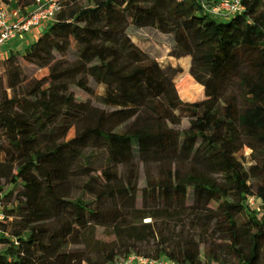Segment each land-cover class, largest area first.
I'll return each mask as SVG.
<instances>
[{
  "label": "trees",
  "instance_id": "trees-1",
  "mask_svg": "<svg viewBox=\"0 0 264 264\" xmlns=\"http://www.w3.org/2000/svg\"><path fill=\"white\" fill-rule=\"evenodd\" d=\"M11 1L21 9L35 3L0 4ZM216 1L57 0L54 20L23 55H11L48 73L20 88L8 84L9 94L0 79V192L13 218L0 226V264H83L87 254L86 264L119 263L131 244L155 238L158 219L181 216L194 229L212 226L234 264L264 263V0H243L230 19L205 10ZM129 27L170 35L176 65L141 50ZM181 63L203 100L179 99ZM74 147L91 153L71 167ZM245 149L260 165L240 168ZM233 186L245 187L243 195ZM246 196L262 200L259 218L245 211ZM136 213L138 227L129 222ZM146 217L154 222L142 224ZM97 227L113 237L110 251L91 249ZM134 254L204 264L190 242Z\"/></svg>",
  "mask_w": 264,
  "mask_h": 264
},
{
  "label": "rangeland",
  "instance_id": "rangeland-1",
  "mask_svg": "<svg viewBox=\"0 0 264 264\" xmlns=\"http://www.w3.org/2000/svg\"><path fill=\"white\" fill-rule=\"evenodd\" d=\"M42 1H48V0H42ZM92 18H95L94 15H91ZM219 19V17H215ZM97 20V19H96ZM128 33L131 36L132 41L134 44H136L141 50L149 54L151 57L155 58L158 63H167L170 65H176V60L169 57V53L173 48V40L170 35H164L158 32L155 29L146 28V29H135L132 27H129ZM32 39L30 38H24L23 40H16L12 42V44H8L6 46L4 52L0 54V79L2 81V91L7 92V94L10 93V91L7 89V85L11 84L15 88H20L21 86H25L26 81L37 79L42 80L48 73L47 69H36L34 67H31L29 65H26L22 61H17L12 59V54H19L23 55L24 50L26 49L29 44H31ZM11 47V49H10ZM3 50V49H2ZM1 50V51H2ZM172 65V66H173ZM183 67V71L178 74L176 80H175V88L177 91V95L179 99L183 102H196L201 101L204 99V93L203 88L197 84L189 74L186 73V64L181 63ZM179 67V66H177ZM111 76L109 75L107 78L106 83L109 82ZM105 85H99L94 86V94L102 95L104 91ZM187 88V91L185 89ZM82 98H87L86 95L80 94ZM208 106V105H207ZM206 106V107H207ZM187 121L183 120L182 126H186ZM76 135V129L73 127L70 129L66 136V141L71 140ZM91 151L84 150L79 147L73 148V155L70 159V166L72 167L76 160L79 158V156L88 155ZM250 151L248 149H245L242 154L239 155L242 161V165L240 168L246 169L251 164L260 165V162L258 160L251 161L249 157ZM100 157H102V154L99 153L97 155V158L99 161ZM149 173L154 175L156 173L155 168L151 167L149 168ZM97 175V172L94 171L93 173L90 172H82L79 173L76 179V183L78 182H86L89 180H93V178ZM138 188L144 187V173L142 169L138 172ZM247 183H249V179L247 178ZM230 190L234 193H241L243 195V191L245 190V187L242 186H233L230 188ZM82 191L78 192L76 196L82 195ZM146 194L147 191H144V198L141 205V208L143 210H147L148 202L146 200ZM262 200L256 196H246L245 200V211L247 213H256L257 218L261 216V208H262ZM138 208H140V202L137 204ZM150 211H145V213L148 214ZM140 213H136L133 216H129V222L134 223L138 226H140V220L139 217ZM152 223L154 222L150 217H146L145 219H142V224L145 223ZM156 228H155V238H149V242L145 243H134L131 244L132 251L131 253H136L138 250L142 252H153L158 248L160 244L164 245L167 244L169 246H177L179 248H183L187 246L188 242L190 244H194L196 246V249H198L200 254V260L204 262V264H216L212 262V259H214L216 256L220 258L222 264H234L230 258L222 253L221 242L218 239L217 235L213 231V227L209 226L208 229H194L193 226L188 222L187 216H181L176 217V219H158L156 221ZM140 229V228H139ZM143 236L149 237V234L144 232L142 233ZM114 241L113 237L108 235L106 231H104L103 228L97 227L95 229L94 239L92 240L91 249H100L105 251H110L111 248L108 244H111ZM126 247L124 246L123 249ZM1 249V248H0ZM203 249L206 251H210L211 254L209 256H204L202 254ZM208 254V253H207ZM90 256L87 254L84 258L83 264L89 263ZM264 264V263H263Z\"/></svg>",
  "mask_w": 264,
  "mask_h": 264
},
{
  "label": "built area",
  "instance_id": "built-area-1",
  "mask_svg": "<svg viewBox=\"0 0 264 264\" xmlns=\"http://www.w3.org/2000/svg\"><path fill=\"white\" fill-rule=\"evenodd\" d=\"M243 0H217L204 6L205 10L214 17L230 19L241 14L244 10ZM60 11L57 0H35V3L21 9L14 1L0 4V50L16 40H23L35 30L45 29ZM41 32V31H40ZM5 194L0 192V226L12 221L9 209L4 202ZM7 233L0 228V238ZM16 245V243H15ZM115 264H175L162 257L159 259L146 258L137 254L128 255L123 261Z\"/></svg>",
  "mask_w": 264,
  "mask_h": 264
},
{
  "label": "crops",
  "instance_id": "crops-1",
  "mask_svg": "<svg viewBox=\"0 0 264 264\" xmlns=\"http://www.w3.org/2000/svg\"><path fill=\"white\" fill-rule=\"evenodd\" d=\"M42 30H43V29L35 30L31 35H28V36H27V38L32 39L31 43H33V42L39 37V35H40V31H42ZM9 44H10V43H9ZM11 44H12V42H11ZM6 46H8V44H7ZM6 46L3 48L2 51L0 50V54H1L2 52L6 51V50H5ZM10 49H11V47H10ZM172 65H173V64H172ZM173 66H175V65H173ZM201 87H202V86H201Z\"/></svg>",
  "mask_w": 264,
  "mask_h": 264
},
{
  "label": "bare ground",
  "instance_id": "bare-ground-1",
  "mask_svg": "<svg viewBox=\"0 0 264 264\" xmlns=\"http://www.w3.org/2000/svg\"><path fill=\"white\" fill-rule=\"evenodd\" d=\"M185 91H187V88L185 89ZM188 92V91H187Z\"/></svg>",
  "mask_w": 264,
  "mask_h": 264
}]
</instances>
